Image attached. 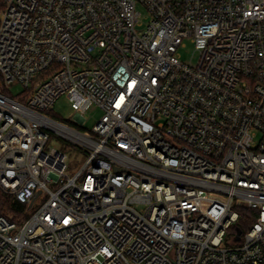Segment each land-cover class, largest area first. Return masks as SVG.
Masks as SVG:
<instances>
[{"label": "built area", "instance_id": "obj_1", "mask_svg": "<svg viewBox=\"0 0 264 264\" xmlns=\"http://www.w3.org/2000/svg\"><path fill=\"white\" fill-rule=\"evenodd\" d=\"M0 192V264H264V0H6Z\"/></svg>", "mask_w": 264, "mask_h": 264}, {"label": "rangeland", "instance_id": "obj_2", "mask_svg": "<svg viewBox=\"0 0 264 264\" xmlns=\"http://www.w3.org/2000/svg\"><path fill=\"white\" fill-rule=\"evenodd\" d=\"M185 46L179 49L180 58L183 62L188 64H196L199 59V52L196 50L195 45L191 42L189 38L184 41ZM2 84V83H1ZM21 91L20 86H13L12 92L19 93ZM52 110L55 114L63 118L67 123L77 121V112L73 110L70 101L67 96H61L53 105ZM103 111L96 105L91 106L85 116L87 121L81 123L77 121L78 124L84 129L85 132L89 133L93 129L94 125L101 119ZM50 144L57 146L68 153L69 156V173L75 174L79 171L87 158L85 153H82L79 147L70 144L67 141L60 139L56 134H52ZM39 206V201L34 203V207Z\"/></svg>", "mask_w": 264, "mask_h": 264}, {"label": "trees", "instance_id": "obj_3", "mask_svg": "<svg viewBox=\"0 0 264 264\" xmlns=\"http://www.w3.org/2000/svg\"><path fill=\"white\" fill-rule=\"evenodd\" d=\"M6 7V0H0V12H2ZM6 94L9 95L7 91H4ZM46 115L49 117H52L58 121L67 123L63 118H61L59 115L55 114L54 111L51 109L46 112ZM67 124H71L78 130L84 131V129L76 123L68 122ZM91 132V130H90ZM89 132V133H90ZM34 205L31 204H21L15 196L5 194L3 192H0V215H3L10 219L11 221H16L18 223H23L25 220L28 219V217L31 215L33 211H35ZM251 211L243 210V217H242V223L247 226L253 220H255V217H250Z\"/></svg>", "mask_w": 264, "mask_h": 264}, {"label": "water", "instance_id": "obj_4", "mask_svg": "<svg viewBox=\"0 0 264 264\" xmlns=\"http://www.w3.org/2000/svg\"><path fill=\"white\" fill-rule=\"evenodd\" d=\"M77 118V117H76ZM40 195V192L37 193V196ZM33 204V203H32Z\"/></svg>", "mask_w": 264, "mask_h": 264}]
</instances>
